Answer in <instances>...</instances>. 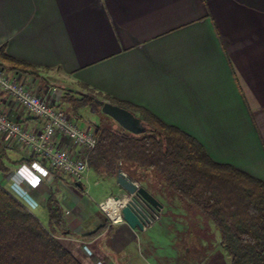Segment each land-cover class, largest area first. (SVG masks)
<instances>
[{
	"label": "crops",
	"instance_id": "1",
	"mask_svg": "<svg viewBox=\"0 0 264 264\" xmlns=\"http://www.w3.org/2000/svg\"><path fill=\"white\" fill-rule=\"evenodd\" d=\"M7 56L38 67V77L19 75L25 81L38 84L49 70L69 91L90 89L146 109L197 139L216 162L264 181V0H0V68L15 75ZM44 94L50 99V87ZM0 111L28 129L44 125L2 90ZM96 125L85 129L94 132ZM33 163L56 170L0 136L1 184L12 187L20 168ZM35 172L24 184L30 207L44 208L49 223L52 187L45 177L53 178L71 232L61 240L84 264L146 263L138 254L139 228L109 217L102 206L109 198L129 200L117 177H99L110 179L111 189L88 197L84 182L60 171ZM137 174L136 183L161 203L143 233L169 208L188 220L191 207L178 197L179 204L168 205L154 173ZM100 227L95 238H83Z\"/></svg>",
	"mask_w": 264,
	"mask_h": 264
},
{
	"label": "trees",
	"instance_id": "2",
	"mask_svg": "<svg viewBox=\"0 0 264 264\" xmlns=\"http://www.w3.org/2000/svg\"><path fill=\"white\" fill-rule=\"evenodd\" d=\"M6 59L17 73L40 75L38 67L10 56ZM97 94L105 102L134 113L148 130L134 134L115 131L102 123L96 125L97 145L89 156L92 172L104 178H118L122 172L138 183L142 181L137 171L156 173L164 189L214 223L231 264H264V181L216 162L197 139L148 110ZM61 99L77 120L81 118L80 111L95 101L72 92H66ZM59 194V188H53L46 202L49 223L45 226L0 185V264H84L61 240L71 232ZM103 230L100 227L83 238L93 239Z\"/></svg>",
	"mask_w": 264,
	"mask_h": 264
},
{
	"label": "rangeland",
	"instance_id": "3",
	"mask_svg": "<svg viewBox=\"0 0 264 264\" xmlns=\"http://www.w3.org/2000/svg\"><path fill=\"white\" fill-rule=\"evenodd\" d=\"M41 73L49 75L44 81H39L38 85L43 89V91L50 87L51 97L50 100H57L62 106H65L62 109L70 113L67 108L68 105L62 101L61 95L66 92H72L77 95H82L80 92L69 91V88L63 87V85L58 83V79H54L53 71L42 70ZM51 77V78H50ZM88 96L94 98V102L91 107L83 108L80 112V125L82 128L90 127V124H103L115 131L125 132L126 130L112 117L102 112V104L105 103V100L102 96L97 93L92 92L91 90L85 91ZM47 97V96H46ZM48 98V97H47ZM60 99V101H59ZM41 176H45L50 172H53V175L57 174L59 170L53 171L48 167H43L39 165L38 169ZM49 172V173H48ZM155 175H157L155 173ZM159 177V176H157ZM45 187L51 186L52 189L56 188L55 183L53 184V178L48 179L45 177ZM156 185L161 188L162 191L168 194L167 197H164L165 202L168 205H177L179 201L177 196L164 189L161 185V179L158 178ZM85 184L86 195L90 197L92 194H95L96 191L101 193L111 189L110 179L103 180L100 179L92 170L88 175V178L83 181ZM6 190L11 192L17 199H19L13 192L10 184L3 185L0 183ZM142 187V186H140ZM28 190V188L25 186ZM29 191V190H28ZM32 191V189H31ZM30 195V201H32V196ZM32 213H34L41 222L48 226V217L46 210L41 209H32L30 204L26 201L19 199ZM181 201V200H180ZM183 203V202H182ZM169 207V206H168ZM180 206H177V208ZM176 208V210H177ZM42 211H45V216L42 215ZM184 213V214H183ZM189 215L188 220L179 219L181 215L187 214L186 212H174L169 208V212L163 214L164 218L162 221L157 222L153 229H150L149 232L143 233L139 229L138 233L140 234V242L138 247V254L145 259V264H231V257L227 251L221 245L220 234L214 223L206 216H204L198 209L191 208L188 211ZM131 253H133L131 251Z\"/></svg>",
	"mask_w": 264,
	"mask_h": 264
},
{
	"label": "built area",
	"instance_id": "4",
	"mask_svg": "<svg viewBox=\"0 0 264 264\" xmlns=\"http://www.w3.org/2000/svg\"><path fill=\"white\" fill-rule=\"evenodd\" d=\"M20 73L11 74L8 69L0 68V90L9 94L19 105L31 114L41 119L42 128L28 129L18 121L13 120L5 112L0 111V136L10 143L17 144L23 149H29L35 156L49 161L57 170L65 175L83 182L90 173L89 156L97 145L94 132L82 128L79 121L62 109L56 101L46 97L43 89L35 82L24 80ZM61 143H59V142ZM74 148H80L76 154ZM39 164L23 165L19 170V178L13 182L14 194L31 205L29 191L24 188L26 182L36 179ZM32 173V177L27 172ZM114 200L120 209L125 203L120 198L117 201L109 198L103 203L108 216L112 215ZM118 221H123L120 216Z\"/></svg>",
	"mask_w": 264,
	"mask_h": 264
},
{
	"label": "water",
	"instance_id": "5",
	"mask_svg": "<svg viewBox=\"0 0 264 264\" xmlns=\"http://www.w3.org/2000/svg\"><path fill=\"white\" fill-rule=\"evenodd\" d=\"M102 112L116 120L125 130L134 134H142L148 130L140 118L118 105L105 102ZM118 184L129 195V200L119 209V214L124 222L133 229H144L157 219L161 203L146 188L140 187L122 172L118 174ZM116 200L119 201L120 197H117Z\"/></svg>",
	"mask_w": 264,
	"mask_h": 264
},
{
	"label": "bare ground",
	"instance_id": "6",
	"mask_svg": "<svg viewBox=\"0 0 264 264\" xmlns=\"http://www.w3.org/2000/svg\"><path fill=\"white\" fill-rule=\"evenodd\" d=\"M110 205H113V206H112L113 209H114L113 212H112L113 217H114L116 220L120 219V214H119L118 204H117L114 200H112Z\"/></svg>",
	"mask_w": 264,
	"mask_h": 264
}]
</instances>
